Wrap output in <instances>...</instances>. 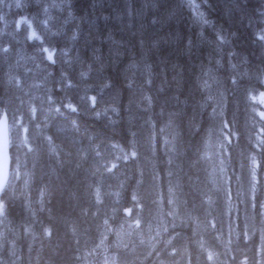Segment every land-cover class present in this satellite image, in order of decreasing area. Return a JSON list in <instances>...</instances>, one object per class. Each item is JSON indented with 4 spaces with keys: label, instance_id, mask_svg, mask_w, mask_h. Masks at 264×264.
Listing matches in <instances>:
<instances>
[{
    "label": "clouds",
    "instance_id": "9594fccd",
    "mask_svg": "<svg viewBox=\"0 0 264 264\" xmlns=\"http://www.w3.org/2000/svg\"><path fill=\"white\" fill-rule=\"evenodd\" d=\"M74 2L0 0V264H264V5L238 53L211 0Z\"/></svg>",
    "mask_w": 264,
    "mask_h": 264
},
{
    "label": "trees",
    "instance_id": "16d2710c",
    "mask_svg": "<svg viewBox=\"0 0 264 264\" xmlns=\"http://www.w3.org/2000/svg\"><path fill=\"white\" fill-rule=\"evenodd\" d=\"M93 1L94 0H75L74 8L76 10V13L81 14L79 16L86 17V19L88 18L90 19L92 16L91 13H93V11L99 12L103 10L109 13H112L113 9H116L118 11H125L126 7L130 3L133 6L136 4L134 8H139V6L141 5L140 3L147 4L149 6L159 4L160 8L158 11L152 12L150 10L148 13L149 17H151L152 15H155L157 17V24L149 29V34L155 31L156 28L160 27L162 23V19L165 15L172 16L173 11H174L170 7V0H143V1L137 0L138 2L136 0H133V2H131L132 0H95L94 2ZM134 1H135V4H134ZM43 2L44 0H23V3L27 5V7H23V8H15L13 4L12 9L9 10V16L15 17L17 15L22 14L23 12H28L29 14H31L32 12H36L38 14L40 5ZM136 2L140 5H138ZM211 3L213 5V8H215V12L212 14L216 16L218 23L223 22L224 27L227 28L230 32L233 30L237 32V36L233 37L232 39H233V44L236 47L238 53L239 52L252 53L254 51V48L250 43L251 29L246 27L245 24L250 16L257 15L255 13V9L258 6L264 5V0H246V2L245 0H211ZM236 5H239L240 7L237 8ZM88 8L90 11L87 10ZM241 13L246 14L243 19L241 18ZM125 19H127V17H125ZM176 21H179V25H178L179 31L183 34L185 38H187L189 34L195 37V29L192 28L190 30L188 26V21L179 16H173V19L168 22L167 26L164 27L162 31L157 34L159 35V34L167 33L170 30H172V34L175 35L174 30L177 28ZM108 23H111L113 26H115L114 21H109ZM13 27H14V24H13ZM71 27H72L71 24L68 25L69 31L71 30ZM85 27H88L87 23L85 24ZM104 31H105L104 24L101 23V32L103 33ZM17 35H22V33H17ZM117 35L119 36L122 34L117 33ZM209 35H211V33H209ZM6 38L11 41V39H9L11 37H8V36L2 37V38L0 37V44H2ZM53 40H55L57 43H60L62 38L53 37ZM14 42L15 41H12L13 46L15 45L14 47H16L17 46L16 42L15 43ZM133 43H135V38H133ZM29 47H31V45ZM161 48L163 49L164 52L169 51V48L167 46H164L163 43H161ZM206 50H208L207 45H204L201 47L200 58H203L202 54ZM251 58L255 60L254 55ZM183 59L184 58L181 57L182 61ZM57 241H58V235L54 231L52 240L45 241V249H44L45 256L50 255L51 247H54L57 244ZM41 264H43V261H41Z\"/></svg>",
    "mask_w": 264,
    "mask_h": 264
},
{
    "label": "bare ground",
    "instance_id": "6f19581e",
    "mask_svg": "<svg viewBox=\"0 0 264 264\" xmlns=\"http://www.w3.org/2000/svg\"><path fill=\"white\" fill-rule=\"evenodd\" d=\"M94 1H95V0H94ZM94 1H93V2H94ZM136 1H137V0H136ZM141 1H143V0H141ZM123 2H124V1H123ZM131 2H133V0H132ZM137 2H138V1H137ZM137 2H136V3H137ZM90 3H91V2H90ZM124 3H125V2H124ZM127 3H128V2H127ZM127 3H126V4H127ZM13 4H14V3H13ZM99 4H100V3H99ZM134 4H135V1H134ZM137 4H138V3H137ZM140 4H142V3H140ZM140 4H138V5H140ZM101 5H102V4H101ZM128 5H129V4H128ZM135 5H136V4H135ZM135 5H134V6H135ZM96 6H97V5H96ZM91 7H92V6H91ZM100 7H102V6H100ZM137 7H138V6H137ZM139 7H140V6H139ZM10 10H11V9H10ZM87 10H89V8H88ZM96 10H97V9H96ZM89 11H90V10H89ZM78 13H79V12H78ZM82 13H83V12H82ZM86 14H87V13H86ZM91 14H92V13H91ZM77 15H81V14H77ZM87 15H88V14H87ZM88 19H89V18H88ZM101 33H102V32H101ZM1 38H2V37H1ZM6 39H7V38H6ZM9 39H11V38H9ZM14 43H15V42H14ZM14 46H15V45H14ZM251 50H252V49H251Z\"/></svg>",
    "mask_w": 264,
    "mask_h": 264
},
{
    "label": "rangeland",
    "instance_id": "374dc122",
    "mask_svg": "<svg viewBox=\"0 0 264 264\" xmlns=\"http://www.w3.org/2000/svg\"><path fill=\"white\" fill-rule=\"evenodd\" d=\"M13 3H14V0H13Z\"/></svg>",
    "mask_w": 264,
    "mask_h": 264
}]
</instances>
